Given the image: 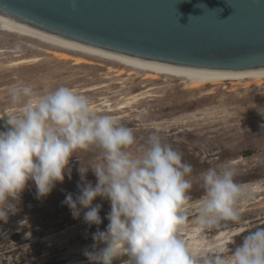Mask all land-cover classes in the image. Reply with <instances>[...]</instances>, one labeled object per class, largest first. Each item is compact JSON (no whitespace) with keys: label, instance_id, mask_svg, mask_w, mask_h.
Listing matches in <instances>:
<instances>
[{"label":"rangeland","instance_id":"1","mask_svg":"<svg viewBox=\"0 0 264 264\" xmlns=\"http://www.w3.org/2000/svg\"><path fill=\"white\" fill-rule=\"evenodd\" d=\"M0 49L5 50L0 54V115L5 116L0 131L4 130L6 115L21 110L9 95L11 88L20 85H30L38 93L70 87L88 97L96 105V111L100 101L107 100L106 104L116 107L126 104L129 96L139 94L145 98L130 107L97 113L109 115L132 129L135 143L129 151L133 155L142 154L149 137L155 134L192 166L191 209L181 231L187 235L180 232V238L185 241L189 234H197L195 238L202 241L204 249L209 246L218 249L226 242L224 247L231 250L249 231L264 227V81L247 79L191 89L178 77L151 79L143 71L129 75V67L100 58L86 57L89 64H74L72 59L58 57L55 48L46 43L4 32L0 33ZM34 57L39 60L9 66ZM119 70L123 71L121 75ZM101 157V151L95 147L74 153L69 161L71 179L65 176L64 182L57 183L47 197L38 199L34 184L29 182L22 193L19 211L9 215L7 223L0 221V264H54L80 256L76 249L93 242L97 226H88L83 221V212L74 219L63 202L68 193L74 199L79 194V169L95 166ZM209 167L232 168L234 181L248 195L238 202V222L220 221L201 230L197 224L198 205L204 196L200 174ZM86 179L95 185L91 168ZM93 203L102 205L99 213L102 223L98 227L104 231L109 223L105 217L110 206L99 198ZM222 232L227 233L226 239L219 240ZM203 248L192 254L199 256L209 251Z\"/></svg>","mask_w":264,"mask_h":264},{"label":"clouds","instance_id":"2","mask_svg":"<svg viewBox=\"0 0 264 264\" xmlns=\"http://www.w3.org/2000/svg\"><path fill=\"white\" fill-rule=\"evenodd\" d=\"M11 102L21 110L7 116L0 131V221L15 215L29 182L37 198L47 197L65 176L77 151L98 148L102 157L91 168L96 183L79 169L78 195H66L73 216L96 225L88 264H264V227L249 231L233 249H209L194 256L179 233L191 209L192 166L182 155L151 135L140 155L132 129L109 115L98 114L85 95L60 86L38 93L30 85L9 90ZM5 117V116H4ZM0 117V118H4ZM230 167H209L200 174L204 196L198 205L201 230L220 221L238 222V202L248 195L234 181ZM110 211L106 230H99L102 205ZM100 245H104L100 247Z\"/></svg>","mask_w":264,"mask_h":264},{"label":"water","instance_id":"3","mask_svg":"<svg viewBox=\"0 0 264 264\" xmlns=\"http://www.w3.org/2000/svg\"><path fill=\"white\" fill-rule=\"evenodd\" d=\"M0 14L137 58L264 70V0H0Z\"/></svg>","mask_w":264,"mask_h":264},{"label":"bare ground","instance_id":"4","mask_svg":"<svg viewBox=\"0 0 264 264\" xmlns=\"http://www.w3.org/2000/svg\"><path fill=\"white\" fill-rule=\"evenodd\" d=\"M11 33L17 34L19 36H24L27 38H31L33 40L41 41L42 43H46L49 46L55 48V54H58V57L61 59H72L74 64H82L88 63L86 57L91 58H100L101 60L112 62L123 67H129L131 71H128L127 74H134L137 71H143L145 73L146 78L155 79L158 76H172L180 78L188 88H201L205 85H218L224 82H233L238 80H247L252 79L255 82H263L264 81V70L262 69H247V70H218V69H207V68H197L190 66H182L171 63H164L144 58H137L117 52H113L110 50H105L102 48H98L96 46L88 45L86 43L78 42L69 38H65L56 34H52L35 26L29 25L25 22L10 18L3 14H0V33ZM59 52V53H58ZM5 53V50L0 49V54ZM71 54H76L78 57H73ZM38 58H32L31 60H22L18 62L11 63L9 66L15 67L18 65L25 64L27 62H37ZM90 62V61H89ZM122 67V68H123ZM110 71H113L109 68ZM118 75L123 73L122 70L117 71ZM132 72V73H131ZM97 89V87H96ZM149 89V88H148ZM89 90H93L89 89ZM85 91H88L85 89ZM82 92V91H81ZM209 93V92H208ZM141 94V93H140ZM143 94V93H142ZM144 96V95H143ZM145 97L139 96V94H134L129 96L127 102L120 103L116 107H112V105L106 104L107 100L100 101L101 103L97 105V111H106L113 112L118 111L123 108L130 107L131 105L137 103L141 99ZM102 104V107H101ZM96 111V105L92 104ZM101 107V108H100ZM96 111V112H97ZM1 117V115H0ZM2 118H0L1 122ZM192 232V231H191ZM238 232V231H237ZM182 234L187 235V233L181 232ZM180 233V234H181ZM233 234H236L233 232ZM227 233L222 232L219 234L220 239H226ZM195 235H188L186 237L185 243L187 245H191L188 248L190 252L197 250L200 251L203 248L202 241L199 238H195ZM228 237V236H227ZM229 239V238H228ZM228 241V240H227ZM226 243V242H225ZM225 243H221L224 247ZM93 242L87 243L82 247L84 249L81 250L80 247L76 249V253L80 254V256L74 258H66L64 261H59L54 264H88L87 258L83 255L84 250L87 248L91 250V245ZM104 245H100L103 247ZM204 249V248H203ZM212 249V247H205L204 250ZM81 250V251H80ZM203 252V251H202ZM207 252V251H206ZM194 253V252H193Z\"/></svg>","mask_w":264,"mask_h":264}]
</instances>
